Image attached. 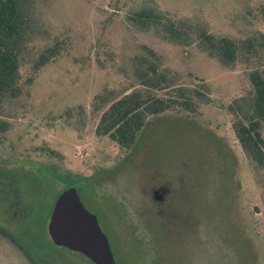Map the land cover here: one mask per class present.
Returning <instances> with one entry per match:
<instances>
[{
  "label": "rangeland",
  "instance_id": "obj_1",
  "mask_svg": "<svg viewBox=\"0 0 264 264\" xmlns=\"http://www.w3.org/2000/svg\"><path fill=\"white\" fill-rule=\"evenodd\" d=\"M261 1L36 0L51 40L64 44L0 115L9 123L0 133V199L8 198L0 200V264H30L7 231L33 238L58 258L54 264H93L47 238L64 174L80 177L72 186L96 215L117 264H264L263 177L241 149L229 107L251 89L249 72L264 70V52L224 67L194 45L138 32L127 21L149 3L242 40L264 34ZM144 47L179 83L206 86L210 100L188 117L150 115L124 151L96 135L99 113L91 110L97 94L129 86L123 69ZM21 74L29 76L28 64Z\"/></svg>",
  "mask_w": 264,
  "mask_h": 264
},
{
  "label": "trees",
  "instance_id": "obj_2",
  "mask_svg": "<svg viewBox=\"0 0 264 264\" xmlns=\"http://www.w3.org/2000/svg\"><path fill=\"white\" fill-rule=\"evenodd\" d=\"M256 12L264 22V0L259 2ZM127 21L138 32H150L185 47L194 45L224 67L234 66L241 58L249 60L248 53L255 56L264 52L262 33L242 40L216 35L203 23L171 17L154 4L146 3L132 10ZM46 30L36 0H0V115L7 114L5 105L18 99L38 71L59 56L64 40H51ZM144 48L146 54H135L128 69H123L131 79L129 86L97 94L91 110L99 113L96 135L108 136L124 151L134 145L150 115L175 111L185 112L188 117L210 100L206 86L179 83L177 75L161 69L159 57ZM26 64L30 74L23 80L21 67ZM248 78L251 89L229 107L236 116L232 126L241 149L261 171L264 182V70L256 67ZM8 128L9 123L0 118V133ZM64 175V188L80 180Z\"/></svg>",
  "mask_w": 264,
  "mask_h": 264
},
{
  "label": "water",
  "instance_id": "obj_3",
  "mask_svg": "<svg viewBox=\"0 0 264 264\" xmlns=\"http://www.w3.org/2000/svg\"><path fill=\"white\" fill-rule=\"evenodd\" d=\"M47 233L53 243L81 252L94 264H117L96 215L84 207L74 186L56 197Z\"/></svg>",
  "mask_w": 264,
  "mask_h": 264
},
{
  "label": "flooded vegetation",
  "instance_id": "obj_4",
  "mask_svg": "<svg viewBox=\"0 0 264 264\" xmlns=\"http://www.w3.org/2000/svg\"><path fill=\"white\" fill-rule=\"evenodd\" d=\"M8 178H5L4 180H7ZM3 184V183H2ZM72 186V185H70ZM68 186V187H70ZM66 187V188H68ZM9 194V193H8ZM3 195L5 194H2L1 196V201L6 200L8 201V198H7V195L3 197ZM13 195V194H12ZM14 197V196H13ZM155 198H161L162 195L161 194H158L157 192H155ZM16 199V198H15ZM24 209L22 211H20L18 214H17V217L18 220H16L17 222H20L22 223V220L26 217V209L24 206H22ZM53 207V206H52ZM85 207V206H84ZM52 211V210H51ZM22 212V214H21ZM92 213V212H91ZM51 214V213H50ZM50 217V216H49ZM49 220V218H48ZM99 223V222H98ZM1 229H5L4 227L1 226ZM47 229V228H46ZM6 230V229H5ZM7 231V230H6ZM2 233V232H1ZM8 235L12 237V241H16L17 244H19V248L23 251V253L25 254L27 260L30 262V264H54L53 261L55 260H58V258H55V259H52V258H49L48 256H46L45 254V250H44V247H40L39 244H37L35 241H32L30 239H27V240H24L23 237L17 235L16 233L12 232L11 231H7ZM9 238V237H8ZM47 238L50 239L48 233H47ZM51 240V239H50ZM51 244L53 245H56V246H60V247H63L67 250H71V249H68L67 247H64V246H61V245H57L55 243L52 242V240L50 241ZM71 251H74V250H71ZM74 252H78V251H74ZM80 254H82L81 252H79ZM83 256H85L84 254H82ZM86 257V256H85ZM88 258V257H86ZM89 259V258H88ZM90 260V259H89ZM91 261V260H90ZM92 262V261H91ZM93 263V262H92ZM94 264V263H93Z\"/></svg>",
  "mask_w": 264,
  "mask_h": 264
}]
</instances>
